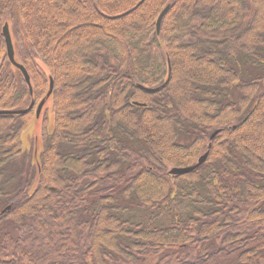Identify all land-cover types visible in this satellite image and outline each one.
<instances>
[{
    "label": "trees",
    "instance_id": "16d2710c",
    "mask_svg": "<svg viewBox=\"0 0 264 264\" xmlns=\"http://www.w3.org/2000/svg\"><path fill=\"white\" fill-rule=\"evenodd\" d=\"M16 12L34 93L1 43L0 110L52 76L53 116L35 171L34 109L0 115V264H262L264 0H0V25Z\"/></svg>",
    "mask_w": 264,
    "mask_h": 264
},
{
    "label": "water",
    "instance_id": "95a60500",
    "mask_svg": "<svg viewBox=\"0 0 264 264\" xmlns=\"http://www.w3.org/2000/svg\"><path fill=\"white\" fill-rule=\"evenodd\" d=\"M169 10V6H167L162 12L161 14L159 15V18H158V21H157V30L158 32L160 31V26H161V23H162V20L164 18V16L166 15V13L168 12ZM6 36H7V42H8V54L10 56V59L14 62V55H13V52H12V46H11V40H10V36L8 34V32L6 33ZM15 63V62H14ZM16 64V63H15ZM19 68H21V70L23 71L25 77H26V81L28 82V84H30L31 86V83H30V78H29V75L26 71V69L21 66V65H18L16 64ZM53 86H54V82L53 80H51V85H50V91L48 92V94L45 96V98L41 101L40 105H39V109H38V112L40 111L41 107L43 106V104L47 101L48 97L50 96L51 92H52V89H53ZM24 112L23 110H18L16 111L15 113H22ZM0 113H5L4 111H0ZM221 130H217L211 137V139H214L216 137V135L220 132ZM208 156V152H206L204 155H202L197 163L195 165H192V166H188V167H177V168H173L170 170V173L171 174H175V175H180V174H187V173H190L192 171H194L197 167H199L202 163H204V161L206 160Z\"/></svg>",
    "mask_w": 264,
    "mask_h": 264
},
{
    "label": "rangeland",
    "instance_id": "374dc122",
    "mask_svg": "<svg viewBox=\"0 0 264 264\" xmlns=\"http://www.w3.org/2000/svg\"><path fill=\"white\" fill-rule=\"evenodd\" d=\"M7 17H9L10 16V14H7L6 15ZM107 17V19H110V18H112V15H107L106 16ZM212 19H214V17L212 16ZM49 44H51V43H49ZM26 45H27V43H26ZM28 50V45L25 47V50H24V52L25 51H27ZM78 53V50H76V51H74V53L73 54H71L70 56H68L67 57V59L68 60H62L63 61V64L64 63H66V62H68V61H72L73 59H74V57H76V54ZM198 54H199V52H198ZM197 54V55H198ZM200 54H201V52H200ZM84 56L85 57H88L87 56V54H84ZM191 64V63H190ZM187 66H181V68H180V73L182 72V74H187V68H186ZM8 73L10 74V76H12L13 75V73H12V71H8ZM198 77L200 76L201 77V75H197ZM62 81H64V82H66V80L63 78L62 79ZM67 83V82H66ZM50 117L51 116H49V120H50ZM33 135H34V131L33 132H31L30 133V135L28 136V138H27V141H28V145L29 144H31L30 142H31V139H32V137H33ZM32 150H34V147L32 146L29 150H26V152H24L23 153V155H21L20 157H18V159H19V163H20V165L22 166V167H26L27 165H26V163H25V159L23 158L24 156H25V158H27V156L26 155H28L29 156V154L31 153L32 154ZM27 160V159H26ZM37 159H34V161H32V165H33V167H34V170L35 171H37V169H38V165H37ZM30 162H31V160H30ZM47 220L49 219V218H46ZM68 230V229H67ZM67 230L65 231V233L67 232ZM49 238H47L48 240H46V241H48V242H51V240H52V238L50 237V236H48Z\"/></svg>",
    "mask_w": 264,
    "mask_h": 264
}]
</instances>
